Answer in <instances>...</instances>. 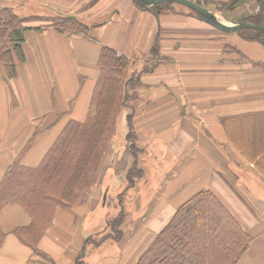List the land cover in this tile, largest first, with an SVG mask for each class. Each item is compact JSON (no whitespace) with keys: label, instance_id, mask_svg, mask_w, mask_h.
<instances>
[{"label":"crops","instance_id":"obj_1","mask_svg":"<svg viewBox=\"0 0 264 264\" xmlns=\"http://www.w3.org/2000/svg\"><path fill=\"white\" fill-rule=\"evenodd\" d=\"M231 1L203 5L217 13ZM0 6L13 7L21 17L75 15L90 26L80 33L40 19L29 22L26 59L16 58L17 76L8 79L0 63V180L19 156L23 165L38 167L70 121L86 120L104 47L131 61L129 77L137 81L136 99L121 108L116 141L100 167L106 182L101 179L86 204L56 210L38 244L48 259L13 232L31 224L30 214L19 204L2 208L0 264H76L84 248L86 264H137L178 206L201 189L213 190L253 236L236 264H264V148L255 146L264 142V129H257L256 139L251 129L264 123V37L223 31L173 5L157 15L135 0H0ZM227 9L222 20L232 23L264 14V0ZM245 129L249 146L239 139ZM136 163L144 172L140 185L129 176ZM153 167L163 176L160 192L151 197ZM125 181L126 188L143 190L129 194L137 207L151 204L147 215L128 223L119 243L84 247L100 191L107 198Z\"/></svg>","mask_w":264,"mask_h":264},{"label":"trees","instance_id":"obj_2","mask_svg":"<svg viewBox=\"0 0 264 264\" xmlns=\"http://www.w3.org/2000/svg\"><path fill=\"white\" fill-rule=\"evenodd\" d=\"M135 1L145 7L139 0ZM207 1L196 0L202 5ZM165 5L173 8L171 2H166L160 5V10L157 5L151 10L159 15L166 9ZM260 15L264 16L263 11L241 19L259 23L263 22ZM38 19L42 20V17H21L13 7L0 6V63L8 79L18 74L16 58L26 59L27 24ZM43 20L59 30L88 33L90 29L75 15L58 13L54 17H43ZM240 31L246 37L261 39L257 29ZM129 65L127 57L104 47L99 58L100 75L86 120L70 121L38 167L23 165L19 156L0 180V211L9 204H19L30 214L31 224L17 227L13 232L41 257L49 258L38 244L53 224L56 210L86 201L104 154L116 134L120 109L136 99L133 88L137 81L124 78ZM127 121L132 129L131 114ZM258 128L264 129V123L262 126L252 124L255 139L260 133ZM128 135L132 138L133 131ZM259 143L255 141V146L264 148L263 140L261 146ZM124 215L120 214L113 221L117 240L123 236L120 227ZM4 237L0 229V245ZM252 240L253 236L219 196L211 189H201L178 206L168 224L142 252L137 264H236ZM86 257L87 249L84 248L76 264H86Z\"/></svg>","mask_w":264,"mask_h":264},{"label":"rangeland","instance_id":"obj_3","mask_svg":"<svg viewBox=\"0 0 264 264\" xmlns=\"http://www.w3.org/2000/svg\"><path fill=\"white\" fill-rule=\"evenodd\" d=\"M164 3L166 4V2H164ZM171 5L179 8V9L189 11V12L193 11V9L191 7L184 5V4H181V3H178V2H171ZM152 6H156V5H152ZM152 6H150V8H152ZM214 6L215 5H210L211 8H215ZM227 7L228 6L226 5L223 7V9H218V10L223 12L224 14H227V13H229ZM165 8L168 9V5H165ZM216 8H218V7L216 6ZM221 12H217L216 14L222 20ZM54 16L55 15H51L50 17H54ZM83 17H85V15ZM42 21H44L43 17H42ZM30 22H32V21H30ZM83 22H85V21H83ZM258 33H259L258 36L264 37V31L258 30ZM130 64H131V61H130ZM129 67H130V65H129ZM129 67H128V69H129ZM129 76H130V74L128 72H126L125 77H124L125 80L130 78ZM129 103L131 104L132 100ZM120 114H121V109H120V113L118 115V121H119ZM118 125L119 124L117 122V126ZM244 132H245V136L242 134L241 135L239 134L241 136V138H240V136L238 135L239 139L244 141L249 146V144H250L249 137L251 135L248 132V130H246V129L244 130ZM117 133H118V130L116 129V134ZM253 136H255V133H253ZM127 138H128V141L133 140V136H132V138H130L129 135H127ZM114 140H115V136H114L112 142H110V144H109V146H108V148L104 154L101 165L104 162L106 154L109 152L108 149L110 148V145L112 143H115L116 140L115 141ZM123 141H125V140L123 139ZM130 148L132 149V151L134 153L136 152V157H137L138 154H137L136 147L132 145ZM101 165H100V167H101ZM137 165H138V163H136V167L130 171L129 176L132 180L136 178L137 180H135V181H137L138 185H140L141 183L143 184L144 172L140 168V166L139 165L137 166ZM103 169H104V166L102 167V170H101V168H99V171H98L97 177L95 179L94 185L92 186L91 191H90L86 201L83 203V205L86 204L87 201H89L88 198L90 199V197L93 196L92 194L95 190V187L98 186L99 184L103 185L104 181L106 182V177L105 178L102 177ZM151 171H152V173H150L151 174V177H150L151 180L149 182L148 192L152 193V195H151V197H152L155 194L160 192V184L162 181L163 172L157 170L155 167H153L151 169ZM129 176L127 177L128 179H129ZM102 178H103V182L101 181ZM126 182L127 181H125V187H123L124 185H122L121 189H113L112 188L106 199H105V197L103 198L102 190L100 191V193L98 195V202L99 203L97 204V207L93 211H91L92 214H91L90 218H88L89 222H93L94 228H92V229H94V230H92L91 233L86 236V241H85L84 247H89V249L91 250V249H94L96 247L106 246V245H102L106 241H108V243L109 242H114V243L118 242L119 243L122 239L125 238L124 237V230L129 231V227H127L128 223H132V222L137 223L138 216L141 217L143 215H147L145 212L148 210V208L151 206V204L150 203L149 204L148 203H146V204L142 203V205H139V207H137L136 203H135V197L132 198V197H130V194H129V193L135 194L134 191H136L138 193H143V190L141 192H139L138 190H134V188H126L127 186L130 185L129 183L127 185ZM144 185H146V184H144ZM153 186H155V187L153 188ZM80 205H82V204H77L75 206H80ZM137 208H139V209H137ZM136 212L139 214L137 215ZM123 213L125 215H124L122 225L120 227L121 231L123 233V236L117 240V234H116L117 232H116L115 226L113 225V221L117 220L118 217L120 216V214L122 215ZM167 224H168V222L166 223V225ZM88 253H89V250L87 251V255H88Z\"/></svg>","mask_w":264,"mask_h":264},{"label":"water","instance_id":"obj_4","mask_svg":"<svg viewBox=\"0 0 264 264\" xmlns=\"http://www.w3.org/2000/svg\"><path fill=\"white\" fill-rule=\"evenodd\" d=\"M139 1L143 3L147 8H149L152 5H157L159 8L160 5L164 2H178L187 5L191 7L193 10H195L197 13H199L206 22L227 32L236 31L239 29H246V28L258 29L264 31V23H252L247 20H235L232 21V23H226L223 20H221L216 13L211 11L205 5L199 4L198 2H196V0H139ZM239 1L240 0H232L230 2L229 8L234 9L235 5Z\"/></svg>","mask_w":264,"mask_h":264},{"label":"flooded vegetation","instance_id":"obj_5","mask_svg":"<svg viewBox=\"0 0 264 264\" xmlns=\"http://www.w3.org/2000/svg\"><path fill=\"white\" fill-rule=\"evenodd\" d=\"M245 1H246V0H244V1H243V0H240V1L235 5V7H236V6H240V5H242ZM229 5H230V4H229ZM229 5H228V8H229ZM235 7H234V8H235ZM242 17H245V15H243Z\"/></svg>","mask_w":264,"mask_h":264},{"label":"bare ground","instance_id":"obj_6","mask_svg":"<svg viewBox=\"0 0 264 264\" xmlns=\"http://www.w3.org/2000/svg\"><path fill=\"white\" fill-rule=\"evenodd\" d=\"M242 144V146H246L243 142H240Z\"/></svg>","mask_w":264,"mask_h":264}]
</instances>
